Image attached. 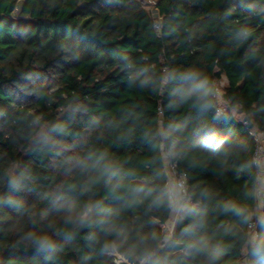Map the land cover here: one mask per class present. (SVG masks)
I'll return each mask as SVG.
<instances>
[{"label": "trees", "instance_id": "1", "mask_svg": "<svg viewBox=\"0 0 264 264\" xmlns=\"http://www.w3.org/2000/svg\"><path fill=\"white\" fill-rule=\"evenodd\" d=\"M252 6L253 0H159L162 18L157 28L153 15L137 0H0V264H113L111 258L95 254L96 245L85 241L84 231L71 239L61 237L64 247L52 260L18 243V235L32 221L41 229L56 219L53 194L70 179L62 160L85 142L96 143L89 125L111 122L112 130L100 143L113 155L123 148L121 161L131 158L142 166L151 155L140 138L142 130L160 122L190 125L210 119L187 105L169 107L173 85H163L162 78L186 65L218 69L215 79H227L222 88L227 115L238 110L242 116L235 114L221 133L225 142H233L229 156L201 157L195 168L180 161V170L197 190L206 185L223 199L241 193L249 170L255 172L251 132L264 131V4L251 18L256 28L251 46L238 50L231 39L250 19ZM17 9L28 19H14ZM62 43L67 47L61 49ZM144 67L149 71L141 78H149V85L129 87V72ZM28 75L31 79L22 78ZM66 108L79 110L71 135L59 140L56 150L41 148L30 136L33 116L40 113L57 122ZM13 171L28 173L19 189L6 186ZM205 174L210 178L196 179ZM101 197L102 190L96 199ZM216 203L205 200L202 209L208 232L227 248L221 264H240L242 258L247 264H264L244 250L247 226L219 214ZM165 216L141 210L129 215V222L148 231L170 221ZM181 227H176L177 239H187ZM170 249L169 264H186L178 245Z\"/></svg>", "mask_w": 264, "mask_h": 264}, {"label": "clouds", "instance_id": "2", "mask_svg": "<svg viewBox=\"0 0 264 264\" xmlns=\"http://www.w3.org/2000/svg\"><path fill=\"white\" fill-rule=\"evenodd\" d=\"M262 4L264 0H253L247 13L250 19L233 32L231 39L238 50L251 46L250 41L256 34L251 18L259 15ZM65 47L66 44L60 45L61 49ZM148 71L144 67L129 72L127 85L147 87L149 78L141 77ZM219 74L218 69L190 64L162 78L163 85H173L170 108L187 105L198 116H210V119H197L190 125L160 122L142 130L140 138L146 154L151 153L142 166L133 163L131 158L121 161L123 148L113 155L112 149L100 143L107 139L105 133L112 130L111 122L89 125L90 134H96V143L85 142L62 160L70 179L53 194L52 211L56 219L41 229L32 221V226L18 235V243L44 254L45 260H52L64 247L61 237L71 239L84 231L87 232L85 241L96 245L95 254L111 258L113 264L117 261L119 264H169L172 245L179 246L186 264H221L227 248L208 232L207 213L202 209L205 200H216L215 210L219 214L235 218L234 223L242 228L247 226L242 240L244 250L264 261V231L258 230L264 229V153L253 157L255 172L249 170L250 179L234 199L220 198L206 185L199 190L193 188L194 180H189L187 173L180 170V161H187L188 167L195 168L201 157L210 154L227 157L234 147L233 142L221 138L229 122L235 119V113L225 112V90L215 79ZM22 78L31 79V76ZM78 116V109L66 108L62 120L49 122L36 113L31 121V139L41 148L56 150L58 141L71 135V125ZM140 167L143 170H138ZM75 177L80 179L73 182L71 178ZM27 178L26 172H9L6 186L19 189ZM209 178L205 174L196 179ZM101 190L102 197L96 199ZM79 197L87 199L78 202ZM106 202L114 203L115 207H108ZM141 210L146 214L164 213L173 223L167 228L136 230L129 222V215L135 216ZM178 225H182L181 233L187 239H177Z\"/></svg>", "mask_w": 264, "mask_h": 264}, {"label": "rangeland", "instance_id": "3", "mask_svg": "<svg viewBox=\"0 0 264 264\" xmlns=\"http://www.w3.org/2000/svg\"><path fill=\"white\" fill-rule=\"evenodd\" d=\"M139 1L142 6L148 10L155 19H157L158 22H160L162 15L159 11V8L157 7V3L159 0H137ZM14 19L20 21V22H24V19H28L27 16L22 15L21 13H19V10L17 9L16 12L14 13ZM218 85L223 88L226 84H227V79L225 76H223L220 80L217 81ZM234 110V109H233ZM234 113L238 116L241 117V113H239L238 110H234ZM58 169V168H57ZM173 223V219L171 218L170 221H168L165 224H162V227H169L171 224ZM117 264H119V261L116 262ZM240 264H247L246 258H242L240 260Z\"/></svg>", "mask_w": 264, "mask_h": 264}, {"label": "built area", "instance_id": "4", "mask_svg": "<svg viewBox=\"0 0 264 264\" xmlns=\"http://www.w3.org/2000/svg\"><path fill=\"white\" fill-rule=\"evenodd\" d=\"M156 20V27H159V22ZM226 104V103H225ZM225 112L226 114L229 113V108L228 105L226 104V108H225ZM254 134L255 137V141H256V147H255V151H254V157L259 156L261 153H264V131L262 132H258V133H254L253 131L251 132Z\"/></svg>", "mask_w": 264, "mask_h": 264}, {"label": "crops", "instance_id": "5", "mask_svg": "<svg viewBox=\"0 0 264 264\" xmlns=\"http://www.w3.org/2000/svg\"><path fill=\"white\" fill-rule=\"evenodd\" d=\"M242 116V115H241Z\"/></svg>", "mask_w": 264, "mask_h": 264}]
</instances>
